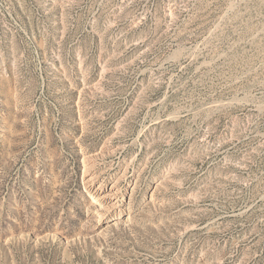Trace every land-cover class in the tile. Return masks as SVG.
I'll list each match as a JSON object with an SVG mask.
<instances>
[{"label":"rangeland","instance_id":"rangeland-1","mask_svg":"<svg viewBox=\"0 0 264 264\" xmlns=\"http://www.w3.org/2000/svg\"><path fill=\"white\" fill-rule=\"evenodd\" d=\"M0 264H264V0H0Z\"/></svg>","mask_w":264,"mask_h":264}]
</instances>
